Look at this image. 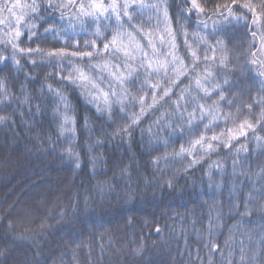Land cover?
Listing matches in <instances>:
<instances>
[{"label":"snow or ice","instance_id":"obj_1","mask_svg":"<svg viewBox=\"0 0 264 264\" xmlns=\"http://www.w3.org/2000/svg\"><path fill=\"white\" fill-rule=\"evenodd\" d=\"M209 2L211 7H208ZM176 8L179 11L170 15L166 0L156 3H145V0H0V64L14 66V72L0 76V113H3L0 114V127L15 132L19 122L27 131H35L29 120L35 121L42 112L51 111L58 135L68 137L64 153L74 158L76 168H80L81 158L72 143L76 137V108L67 94V89L71 88L78 101L92 108L99 119L106 120L112 127V131L100 128L106 140H114L131 152L133 134H138L142 154L151 157L148 163L154 169L153 175L164 171L162 163L166 168L175 161H187L182 169L172 170L171 179L161 177L165 188L175 190L181 171L185 174L183 178L187 179L188 173L203 169L205 157L218 154L221 148L235 149L237 156L240 152L247 153L248 149L243 147L240 138H247L250 131L259 141L261 137L257 130L264 133V59L258 60L255 53H249L251 59L247 64L229 68L231 61L217 60L215 52L217 46L224 50L223 38H231L237 28H243L251 38L250 46H255L261 21L246 0H229L228 3L205 0L204 4L199 0H182ZM145 12L153 14L148 21L141 20ZM182 19L191 20L198 29L192 35L195 47L188 42L189 33L181 23ZM145 25L159 29L163 34L154 39L151 31H144ZM177 33L182 37L183 55L179 54L175 42ZM81 35L88 37L83 43L79 38ZM49 37L53 43L62 46L42 49L40 43ZM165 37H168L167 41ZM209 37L213 42H209ZM158 46L164 50L158 51ZM259 51L264 55V34L260 36ZM65 64L71 71L64 69ZM40 67L58 71L45 72L44 82L33 96L26 85L36 81L37 77L32 73ZM17 72L23 75V81L16 77ZM245 72V80L252 81L251 84L229 78ZM49 80L63 87H53ZM149 94L151 103L146 104L145 97ZM224 107L235 108L237 112L242 107L250 115L254 108L259 110L255 124L245 120L237 129L216 135L213 130L222 122ZM137 108L138 111H133ZM146 116L153 117L152 124H148ZM81 119L87 132L89 117L84 113ZM207 133L213 134L209 136ZM225 135L227 138L222 139ZM39 140L40 137L36 146L42 147ZM106 140L97 138L94 145H85L88 163L93 165L94 171L97 164L107 163L100 153L93 152V148H103ZM232 140L237 144H232ZM174 143H179L178 150L174 148L168 152ZM261 148L264 149V145ZM161 149L163 154L158 155ZM52 151H56L54 146ZM137 161L138 157L133 154L130 161L122 160V166L118 167L119 177L127 181L123 199H132L133 176L142 175ZM213 167L218 168V163L209 165V171ZM232 175L235 177L230 208L235 214L233 218L239 217L241 222L251 224V217L259 216L261 226L252 233L240 224L233 226L221 248L216 242V231L220 226L222 208L215 202L205 205L208 210L207 216L203 217L208 221L204 229L206 235L197 233V243L206 250L204 264H213L214 257H219L221 264H264V203H261L264 201V162H257L256 170H253L247 158L238 163L234 157ZM154 183L161 186L160 181ZM95 191L98 193L95 200L85 196L81 202L74 198L58 218L75 220L89 231L88 226L97 223L91 205L114 193L115 186L111 181L100 182ZM24 218L23 221H14L11 212L0 217V224L8 229L12 244L26 238L18 236L15 227L30 228L33 224L29 213H25ZM195 223L192 219L193 228ZM39 226L41 229L48 227L45 221ZM155 231L159 233L160 229L155 228ZM237 232L239 238L233 240ZM254 236L258 240L253 239ZM8 244V240L4 241L0 256L6 254ZM140 251L137 249L134 254H140ZM185 251L191 250L186 248ZM72 259L76 264L75 251ZM18 264H30V261L24 259ZM195 264H200L199 249Z\"/></svg>","mask_w":264,"mask_h":264},{"label":"trees","instance_id":"obj_2","mask_svg":"<svg viewBox=\"0 0 264 264\" xmlns=\"http://www.w3.org/2000/svg\"><path fill=\"white\" fill-rule=\"evenodd\" d=\"M156 2L158 0H145V3ZM199 2L204 4L205 0ZM216 2L228 3L229 0H216ZM246 2L254 7L261 21V31L257 33L255 46H250L251 38L245 34L243 28L234 29L231 38H223L224 50L221 51L220 46H217L215 56L217 60L224 59L226 63L231 61L228 63L229 68L247 64L251 59L249 53H255L258 60L264 59V55L259 51L260 36L264 34V0H246ZM166 3L171 15L179 11L176 4H182V0H166ZM182 6L186 7V5ZM208 7H211L210 2ZM152 15L150 12H145L141 20L148 21ZM181 23H184L189 33L188 42L195 47V41L192 39L193 33L198 31L195 23L187 19H182ZM175 28L173 16V29ZM144 31H151L154 39H158V36L163 34L159 29L149 28L147 25ZM200 35L205 33L200 32ZM79 38L82 43L83 40L88 39L83 35ZM167 39L168 37H165L166 41ZM175 42L179 47V54L183 55L184 48L179 33L176 34ZM209 42H213L210 37ZM141 43L143 44L144 41L141 40ZM27 46L35 47V45ZM60 46L62 45L53 43L51 37L40 43L42 49L48 50ZM163 50L158 46V51ZM35 58L40 59V57ZM21 63H24L23 59ZM73 63L78 64L76 60H73ZM78 66L83 67L82 64ZM64 69L71 71L67 64L64 65ZM10 71L14 72L13 65L0 64V76L9 75ZM28 71L32 70L28 69ZM48 71L56 72L58 69L40 67L32 73L37 79L35 82L27 83L26 86L33 96L38 93L44 82L43 74ZM15 75L21 81L24 80L21 73L17 72ZM246 76L247 72L229 78L251 84L252 81L245 80ZM48 83L53 87H63L53 80H49ZM67 94L76 108V137L72 143L76 145L74 150L81 158L80 168H76L74 158H69L64 153V145L68 137L58 135L56 122L51 118V111L42 112L35 121L29 120L35 131H27L20 127L19 122L15 126V132L0 127V217L11 212L14 221H23L24 214L29 213L33 221L30 228L15 227L18 236L26 237L18 239L16 244L11 243L8 229L0 224V247L4 246V241H9L6 254L0 256V264H18L24 259H28L30 264H73V251L77 257L76 264H109V261L111 264H195L198 249L200 264H204L206 250L202 244L197 243V233L206 235L204 229L208 221L203 217L207 216L208 210L205 205H211L213 202L222 208L220 226L216 231V242L221 248L224 241L229 238V229L233 226L240 224L249 233L261 226L259 216H252L251 224L247 221L241 222L239 217L233 218L235 214L230 208L231 189L235 183V177L232 175L233 159L235 157L240 163L247 158L248 164L256 170L257 162H264V149L261 148V145H264V133L257 130V135L261 137L259 141L255 140L250 131L247 138H240L243 147L248 149L247 153L240 152L237 156L235 149L229 151L221 148L218 154L210 158L205 157L203 169L188 173L187 179L183 178L185 174L181 171L173 190L162 186L161 177L171 179L172 170L182 169V165L187 161L178 160L168 164L166 168L162 163L161 167L164 171L153 175L154 169L148 163L151 157L142 154L138 134H133L131 152L114 140H106L101 135L100 128L112 131L108 122L99 119L92 108L78 101L73 89H67ZM45 98L47 99L46 94ZM13 103L15 106V102ZM145 103H151L150 94L145 97ZM48 107H51L50 103ZM138 110V108L133 109V111ZM258 111L254 108L250 115L242 107L239 112L235 108L224 107L221 113L222 122L213 131L220 136L221 133L227 134L229 130L237 129L245 120L255 124ZM84 113L89 117L90 128L87 132L82 126L81 114ZM25 118H28L27 113ZM145 119L148 124H152L153 117L146 116ZM144 127H147V124ZM153 129L155 130V125ZM212 134L207 133L209 136ZM38 137L42 147L36 146ZM97 138L105 139L106 143L103 148H93V152L100 153L107 163L97 164L94 171L93 165L88 163L84 148L85 145H94ZM231 143L236 145L237 141L232 140ZM52 146L56 151H52ZM178 147L179 143H174L169 147L168 152L173 151L174 148L178 150ZM133 154L138 157L137 162L142 175L133 176L132 199L128 200L123 199L127 181L119 177L118 167L122 166V160L130 161ZM157 154L162 155L163 149ZM217 163L219 167H213L209 171V165ZM197 168L199 169V166ZM107 181H111L115 186V192L101 198L103 206L101 202L91 205L95 210L97 223L89 225V231H85V226L75 220L66 221L58 218L59 213L65 211L74 198L80 199L81 202L85 196L95 200L98 195L95 186ZM154 181H160L161 186H157ZM216 185L220 187L217 188ZM256 187L259 185L257 184ZM192 219L196 221L195 228ZM41 221H45L48 227L41 229L39 226ZM155 228H159L160 232L157 233ZM237 238H239L238 232L232 239ZM253 239L258 240V237L254 236ZM245 244L247 246V241ZM81 248L84 250L81 251ZM186 248L191 251L186 252ZM137 249L141 250L140 254H134ZM213 264H221L219 257L213 258Z\"/></svg>","mask_w":264,"mask_h":264}]
</instances>
